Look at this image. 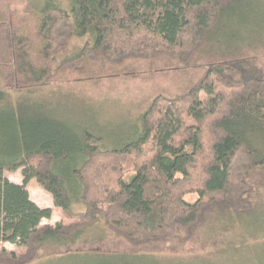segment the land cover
Instances as JSON below:
<instances>
[{"label":"trees","instance_id":"1","mask_svg":"<svg viewBox=\"0 0 264 264\" xmlns=\"http://www.w3.org/2000/svg\"><path fill=\"white\" fill-rule=\"evenodd\" d=\"M41 5L42 59L66 52L73 39L91 40L62 59L63 69L162 56L189 66L200 56L206 72L184 95L156 99L128 140L108 149L94 130L64 122L30 97L49 70L34 64L16 13L0 8V244L19 250L2 249L0 264L160 257L198 237L218 240L264 209V0ZM20 170L21 185L5 177ZM33 180L69 223L42 224L53 212L30 199ZM189 194L198 200L187 202ZM243 231L256 238L264 225Z\"/></svg>","mask_w":264,"mask_h":264},{"label":"rangeland","instance_id":"2","mask_svg":"<svg viewBox=\"0 0 264 264\" xmlns=\"http://www.w3.org/2000/svg\"><path fill=\"white\" fill-rule=\"evenodd\" d=\"M43 1L45 0H0V8L12 9L16 13L15 22L31 37V57L34 64L49 70L50 77L45 85L38 87L29 95L43 107L46 106L45 111L62 115L64 122H80L81 125H76L94 130L104 139V145L108 149L128 140L136 129L140 117L156 99L160 97L174 99L184 95L203 78L206 72L204 64L207 59L200 56L189 66L162 56L151 60L131 59L121 64H112L99 58L63 69L62 59L66 55L80 52L91 40L89 37L73 39L66 52L59 51L52 60L42 59L38 55L40 42L37 39V29L40 16L36 8ZM58 2L65 6L66 0H58ZM0 53H3V50H0ZM3 83L4 77L0 71V85ZM13 95L18 97V94ZM205 141L210 142L207 139ZM131 175L132 172L126 173L125 179L128 180ZM5 177L15 184L23 183L21 170L5 173ZM27 190L30 199L38 207L51 209L53 212L52 218L44 220L43 225L69 223L61 211L55 208L52 197L41 189L35 180L28 184ZM185 200L194 203L198 200V195L189 194ZM242 220L244 229L238 227L239 229H234L232 232L221 233L217 236L218 240L212 237L207 242L198 240L202 239L198 237L196 242H191L183 249H175L177 253L169 249L167 250L169 254L160 257L130 255L84 257L65 260L63 264H264V231L258 233L256 238H249L243 233V230H257L264 225V209L257 210ZM223 247L225 249L223 255L214 253L216 250H222ZM2 249L19 253L15 246L8 243H1L0 251ZM254 252H256L255 256ZM204 258L205 261L197 260Z\"/></svg>","mask_w":264,"mask_h":264},{"label":"crops","instance_id":"3","mask_svg":"<svg viewBox=\"0 0 264 264\" xmlns=\"http://www.w3.org/2000/svg\"><path fill=\"white\" fill-rule=\"evenodd\" d=\"M32 182V181H31Z\"/></svg>","mask_w":264,"mask_h":264}]
</instances>
